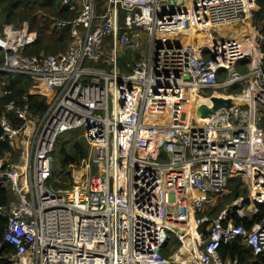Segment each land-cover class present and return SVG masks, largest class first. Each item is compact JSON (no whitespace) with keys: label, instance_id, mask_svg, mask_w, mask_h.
<instances>
[{"label":"built area","instance_id":"1","mask_svg":"<svg viewBox=\"0 0 264 264\" xmlns=\"http://www.w3.org/2000/svg\"><path fill=\"white\" fill-rule=\"evenodd\" d=\"M62 5L75 17L54 24L73 43L57 54H28L38 38L28 22L0 23V84L6 73L27 75L52 99L41 116L16 101L0 116V143L22 144L23 161L31 155L30 169L0 160L11 193L8 210L0 207L8 217L0 252L10 244V264H239L220 249L241 238L264 256V216L255 219L264 205L258 0H107L100 13L96 0ZM237 24L245 27L237 37L211 35ZM126 52L139 57L121 74ZM216 95L225 103L197 113ZM77 129L88 157L71 166L67 188H55L57 140ZM232 179L244 193L204 214Z\"/></svg>","mask_w":264,"mask_h":264},{"label":"trees","instance_id":"2","mask_svg":"<svg viewBox=\"0 0 264 264\" xmlns=\"http://www.w3.org/2000/svg\"><path fill=\"white\" fill-rule=\"evenodd\" d=\"M106 1L96 0L98 13L104 10ZM258 4L261 9L256 12L254 20L261 22L264 19V0H258ZM71 9L72 6H62V0H0V23L11 22L16 26H20L24 22H28L29 28L38 34L37 41L28 54H57L70 46L72 35L69 28L57 29L54 20L74 18L75 13ZM136 57H139L138 53L128 52L125 54L122 59L123 68L128 70L127 63H131ZM25 94L28 97L26 102L23 101ZM10 101H16L21 104L27 103L35 116H41L49 108L52 99L51 95L34 90L32 81L27 75L6 73L4 83L0 84V116L4 106ZM11 121L14 127H20L22 124V121L12 118V116ZM55 153H58L61 158V163L59 164L60 172L57 176H60L62 182L71 181V166L79 165L83 159L88 157L89 153V144L83 135V131L80 129L71 130L61 135L57 140ZM21 154V144L17 143V145L11 146L7 140L0 143V160L15 164L19 162ZM240 184L241 179H232L228 188L230 194L221 196L215 206L205 211L204 214L214 216L224 209L226 204H231L237 197L242 195L244 191L240 189ZM57 185L60 186V183H57ZM221 199L222 201H220ZM10 201V191L0 182V207L7 211ZM263 216L264 205H260V213L255 216V219L260 220ZM235 220L240 222L239 219ZM7 223V215L1 214L0 239L3 238ZM10 252L11 246L6 244V248L0 252V264H10L8 257ZM220 253L223 260H237L239 264H264V256L260 255L255 258L241 238H234L229 242L223 243ZM164 254L166 255L167 251Z\"/></svg>","mask_w":264,"mask_h":264},{"label":"rangeland","instance_id":"3","mask_svg":"<svg viewBox=\"0 0 264 264\" xmlns=\"http://www.w3.org/2000/svg\"><path fill=\"white\" fill-rule=\"evenodd\" d=\"M29 24V23H28ZM54 24H53V21H52V26H53ZM30 26V25H29ZM234 26H236V28H234V29H232V27H230V26H228L227 28H222V29H219V31H217L216 29H213L212 31H211V35L213 36V37H215L216 39L217 38H220V39H222V38H229L230 36H232V37H236V36H238V35H240V31H244L243 29H239L241 26H242V24H237V25H234ZM241 32V33H242ZM200 37H203V35H199ZM143 38L145 39L146 38V33H143ZM71 42L69 43V45L70 44H72L73 43V39L71 38ZM68 45V46H69ZM128 52H126V53H124V55L125 54H127ZM124 55H122V57L120 58V61H119V67H120V69H121V71H120V73L121 74H124V73H126V71H125V69L123 68V66H122V64H123V57H124ZM241 65H239L238 67H240ZM224 90H226V91H232V92H234V91H237V89L235 88V87H230V88H226V89H224ZM21 137H23L24 139H25V141H27L28 140V136H25V135H22ZM87 141V140H86ZM22 145V144H21ZM24 147L23 146H21V149H23ZM25 149L27 150V149H29V146L27 145V146H25ZM21 158H23V153L21 154V156H20V158H19V162L17 163V164H20V163H23V164H25V165H27L26 167H27V169H30V160H31V155L29 154V156L27 155V153L25 154V156H24V161L21 159ZM61 163V158H60V156H59V154L58 153H55L54 154V166H55V171H57V174H59V172H60V164ZM62 177V176H61ZM56 179H58L59 180V183H60V186H58V187H64L63 185H67L69 182H71V181H68V182H62V180H61V178H60V176H56ZM229 204H226L224 207H226V206H228Z\"/></svg>","mask_w":264,"mask_h":264},{"label":"water","instance_id":"4","mask_svg":"<svg viewBox=\"0 0 264 264\" xmlns=\"http://www.w3.org/2000/svg\"><path fill=\"white\" fill-rule=\"evenodd\" d=\"M225 101L222 99L219 95H216L215 97L211 98L210 100L206 101L203 104L197 103L198 106L197 113L202 115L203 113H208L210 110L217 109L220 105L224 104ZM3 177L0 176V179Z\"/></svg>","mask_w":264,"mask_h":264},{"label":"bare ground","instance_id":"5","mask_svg":"<svg viewBox=\"0 0 264 264\" xmlns=\"http://www.w3.org/2000/svg\"><path fill=\"white\" fill-rule=\"evenodd\" d=\"M230 27H232V29H234V28H236V26H230ZM224 28H227V27H224ZM239 29H242L241 27L239 28ZM243 30H244V27H243ZM36 90V89H35ZM39 92V91H38ZM199 100H201V98L199 99ZM4 141V140H3ZM89 144V143H88ZM17 145V144H16ZM55 151V150H54ZM26 164V163H25ZM24 164V165H25ZM27 166V165H26ZM23 167V166H22ZM53 170H54V174L55 175H57V171H55V166H54V168H53ZM72 179V178H71ZM3 181V178L2 179H0V182H2ZM57 183H59V182H56L55 184H53V186L56 188L58 185H57ZM70 183V182H69ZM69 183L67 184V185H65V187L64 188H67L68 186H69ZM187 216L189 217V219L191 218V220L189 221V230H190V232H192V233H194V229H195V226H196V223L193 221V219H192V217H191V215L189 214V213H187ZM8 244V243H7ZM10 245V244H9Z\"/></svg>","mask_w":264,"mask_h":264},{"label":"crops","instance_id":"6","mask_svg":"<svg viewBox=\"0 0 264 264\" xmlns=\"http://www.w3.org/2000/svg\"><path fill=\"white\" fill-rule=\"evenodd\" d=\"M258 5H259V4H258ZM62 6H63V5H62ZM259 7H260V6H259ZM96 8H97V3H96ZM260 8H261V7H260ZM71 10H72V9H71ZM72 11H73V10H72ZM263 15H264V13H263ZM263 20H264V19H263ZM243 27H244V24H242L241 28L243 29ZM244 30H245V27H244ZM241 32H242V31H240L239 33H241ZM198 37H200V36H198ZM236 37H237V36H236ZM7 159H8V157H7ZM225 194H230V192L227 190V191L225 192ZM225 194H224V195H225ZM222 196H223V195H222ZM218 200H219V199H217L216 202H217ZM220 201H222V199H221ZM220 201H219V202H220ZM219 202H218V203H219ZM215 204H216V203H215ZM213 207H214V206H213ZM222 210H224V209H222ZM222 210H221V211H222ZM172 244H175V245H173V246L170 248V250H169V249L167 250V254H166L167 256H170V255L172 254V251L175 250V249L179 246L178 243H177L175 240L172 241ZM176 244H177V246H176ZM220 254H221V253H220Z\"/></svg>","mask_w":264,"mask_h":264}]
</instances>
